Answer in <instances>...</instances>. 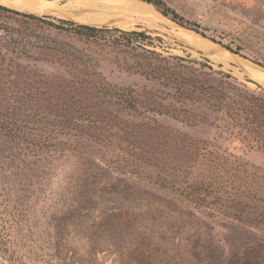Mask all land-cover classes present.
Wrapping results in <instances>:
<instances>
[{
	"label": "rangeland",
	"instance_id": "1",
	"mask_svg": "<svg viewBox=\"0 0 264 264\" xmlns=\"http://www.w3.org/2000/svg\"><path fill=\"white\" fill-rule=\"evenodd\" d=\"M160 1L206 36L0 10V264H264V0Z\"/></svg>",
	"mask_w": 264,
	"mask_h": 264
},
{
	"label": "bare ground",
	"instance_id": "2",
	"mask_svg": "<svg viewBox=\"0 0 264 264\" xmlns=\"http://www.w3.org/2000/svg\"><path fill=\"white\" fill-rule=\"evenodd\" d=\"M0 5L18 12L66 17L81 24L115 26L121 30L134 29L129 19H125V14H133L153 21L163 20L151 5L138 0H0ZM179 36L187 39L189 32L180 31ZM246 71L264 81L262 70L256 72L252 68H246Z\"/></svg>",
	"mask_w": 264,
	"mask_h": 264
},
{
	"label": "trees",
	"instance_id": "3",
	"mask_svg": "<svg viewBox=\"0 0 264 264\" xmlns=\"http://www.w3.org/2000/svg\"><path fill=\"white\" fill-rule=\"evenodd\" d=\"M146 2L147 4L152 5L160 14H162L164 17L170 19L172 22L180 25L181 27H184L186 29L193 30L195 32H198L200 35L205 37L206 35L199 30V26L196 24H192L190 22H185L184 19L179 16L174 10L168 8L165 6L163 2L160 0H141ZM0 10L4 12H9L16 15H21L23 17L36 19L34 16L22 14L20 12H17L15 10L8 9L6 7L0 6ZM44 20L38 19L40 21L46 22L49 26L57 29L66 31L68 33L74 34L78 37H84L86 39H98L105 33H120L121 36L124 37H134L136 41H144L149 39L144 33L142 32H123L120 30H108L106 28L98 29L87 25H80L75 24L71 21H65V20H58V25L54 24L52 22H47ZM126 43H132V41H127ZM119 97H123L124 93L123 91L120 94H115ZM132 100L130 95H127V99L125 100V103L128 107L133 106ZM45 119V118H44ZM0 133H3V137L8 138L11 141H20V142H29L33 144H38L41 147H47L46 144L49 142L48 138H45L43 141L38 138V140H29V133L27 132L26 127L17 125L15 122H2L0 124ZM28 135V137H27ZM37 137V136H36ZM207 192L206 189L204 190L203 187H193L190 189V195H192L195 199H197L199 202H205L204 197L201 196V193Z\"/></svg>",
	"mask_w": 264,
	"mask_h": 264
},
{
	"label": "water",
	"instance_id": "4",
	"mask_svg": "<svg viewBox=\"0 0 264 264\" xmlns=\"http://www.w3.org/2000/svg\"><path fill=\"white\" fill-rule=\"evenodd\" d=\"M227 53H229L230 51L229 50H226Z\"/></svg>",
	"mask_w": 264,
	"mask_h": 264
}]
</instances>
